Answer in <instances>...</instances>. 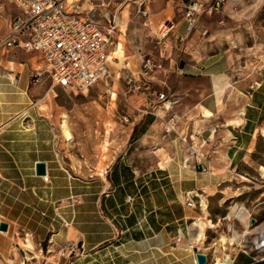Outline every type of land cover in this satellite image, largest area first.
Here are the masks:
<instances>
[{"label":"crops","instance_id":"obj_1","mask_svg":"<svg viewBox=\"0 0 264 264\" xmlns=\"http://www.w3.org/2000/svg\"><path fill=\"white\" fill-rule=\"evenodd\" d=\"M162 1L154 0L143 24L148 25L150 17L171 23L158 47L169 58L164 70L178 77L170 90L176 102L168 111L178 119L175 133H165L164 120L155 117L167 113L156 104L159 101L142 98L140 104L149 111L131 113L125 144L114 150L96 178L74 176L58 159L55 128L34 107L45 88V83L31 82L37 55L0 48V222L6 225L0 230V264H27L18 233L38 245L46 242L49 264H196L195 252L205 255L203 264H215L216 256L224 255L230 256L225 264H264V247H253L264 236V219L250 227L249 214L241 217L230 208L217 223L208 212V200L221 194V185L253 150L263 104L250 95L241 106L223 107L214 90L218 94L216 79L225 73L228 61L219 52L204 51L207 42L201 29L194 23L186 29L182 12L162 15L167 7L179 10L183 0H164L165 6ZM13 12L11 5L5 6L0 35L7 33ZM173 55H179L175 70L170 64ZM180 132L197 133L188 143L204 155L210 171L183 163ZM37 162L44 163L46 181L35 174ZM232 216L246 228L247 244L241 251L207 257L214 237L209 240L198 225L209 229V221L233 228ZM190 228L196 230L194 242ZM22 245L29 248V240Z\"/></svg>","mask_w":264,"mask_h":264},{"label":"rangeland","instance_id":"obj_2","mask_svg":"<svg viewBox=\"0 0 264 264\" xmlns=\"http://www.w3.org/2000/svg\"><path fill=\"white\" fill-rule=\"evenodd\" d=\"M190 1L183 0L179 10L167 7L162 15L173 11L175 16H180ZM195 1L203 3L194 12V25H198L200 36L207 42L204 51L219 52L228 61L227 70L216 79L219 87L218 94L214 90L216 98L223 99L224 108L241 106L250 95H257L263 104L261 131L255 137L253 150L221 185V194L208 200V212L217 222L232 208V214L235 211L237 215L241 211V217L249 214L254 221L249 220L247 226H256L264 219V0H225L217 10L209 9L210 0ZM153 2L149 4L150 16ZM76 3L82 14L92 16L108 30L109 76L86 90L55 87L52 93L38 99L34 107L55 128L62 167L74 176L96 178L113 157L114 150L125 144L131 113L149 111L146 105L140 104L142 98L156 99L158 93L171 95L178 77L176 72L164 70L169 58L156 42L157 35L165 29L162 20L150 17L149 24L144 25L143 19L135 15L130 0H77ZM162 6H165L164 0ZM178 56L171 57L174 70ZM145 59H148L149 69L144 71L141 63ZM135 84H139L140 89L136 90ZM63 129L69 133L68 139ZM232 219L233 228L225 223L212 226L209 221L206 222L209 229L198 225L199 232L205 230L209 240L210 236L214 237L207 257L241 251L247 244L246 228L238 217L232 216ZM188 232L194 242L196 230L190 228ZM25 239L29 240V248L22 245ZM17 242L27 264H44L45 261L49 264L47 257L51 252L46 242L38 245L24 233H18ZM215 260V264H225L230 256H216Z\"/></svg>","mask_w":264,"mask_h":264},{"label":"built area","instance_id":"obj_3","mask_svg":"<svg viewBox=\"0 0 264 264\" xmlns=\"http://www.w3.org/2000/svg\"><path fill=\"white\" fill-rule=\"evenodd\" d=\"M135 15L145 22L149 16V4L152 0H130ZM225 0H210L209 9L217 10ZM77 0H0V16L5 14V6L11 5L14 12L7 21V33L0 35V48H19L38 57L35 66L31 67V82L45 83L42 97L54 91L55 87L68 90H86L97 81L109 76L108 71V30L88 14H82ZM203 3L191 0L185 7L183 16L186 29L194 23V12ZM163 29L157 43L167 31ZM141 69H149L148 59L143 60ZM134 88L140 89L139 84ZM156 104L166 111V115L155 117L164 120L162 127L165 133H175L177 116L168 113L176 102L172 95L158 93ZM197 133H179L177 137L185 148L184 164L191 165L199 171H210L204 163L205 157L197 152L188 141ZM44 181L47 176L42 175ZM227 214L221 217L225 219ZM220 219V218H219ZM229 219V218H228ZM253 247H264V236H260Z\"/></svg>","mask_w":264,"mask_h":264},{"label":"water","instance_id":"obj_4","mask_svg":"<svg viewBox=\"0 0 264 264\" xmlns=\"http://www.w3.org/2000/svg\"><path fill=\"white\" fill-rule=\"evenodd\" d=\"M182 61H179V67L182 66ZM35 174L43 175L45 174V168L43 162H37L34 166ZM250 222L253 223V219H250ZM6 229L5 223L0 222V230L4 231ZM196 264H203L205 262V255L201 252H195Z\"/></svg>","mask_w":264,"mask_h":264},{"label":"bare ground","instance_id":"obj_5","mask_svg":"<svg viewBox=\"0 0 264 264\" xmlns=\"http://www.w3.org/2000/svg\"><path fill=\"white\" fill-rule=\"evenodd\" d=\"M68 132H67V130L66 129H63V135L65 136V138L66 139H68L69 137H68ZM243 209V208H242ZM241 209V210H242ZM243 212L245 211L244 209L242 210ZM240 213H242L241 211H238V215H240ZM243 214V213H242Z\"/></svg>","mask_w":264,"mask_h":264}]
</instances>
